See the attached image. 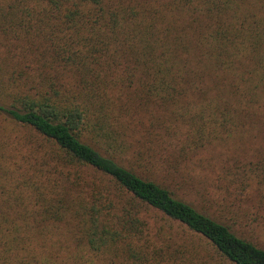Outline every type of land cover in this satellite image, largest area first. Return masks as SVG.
I'll use <instances>...</instances> for the list:
<instances>
[{"label":"trees","instance_id":"obj_1","mask_svg":"<svg viewBox=\"0 0 264 264\" xmlns=\"http://www.w3.org/2000/svg\"><path fill=\"white\" fill-rule=\"evenodd\" d=\"M253 132L218 175L241 220L264 206V0H0V264H264L159 179Z\"/></svg>","mask_w":264,"mask_h":264},{"label":"rangeland","instance_id":"obj_2","mask_svg":"<svg viewBox=\"0 0 264 264\" xmlns=\"http://www.w3.org/2000/svg\"><path fill=\"white\" fill-rule=\"evenodd\" d=\"M252 135L253 137L249 136L244 144L235 142L236 146H218L203 153L206 154V158L203 157L201 163L193 167L189 166L184 170V176H186L184 181L174 182L171 180L173 178L168 177V175H162L163 177L160 175L159 179L168 182L170 189L179 199L191 204L201 213L220 217L218 220L227 223L234 232H238L240 229L244 233L243 237L264 248V206L258 205L252 208L250 204H246L250 214L243 220H241V217L234 218L232 213L226 212L220 206L225 205L224 197L227 192L230 199H232V196H245V192L242 193L238 188L234 189L232 185H230L232 189L226 192L224 187L229 185L230 182L227 177L225 181V179L218 178V175H222L221 167L231 163V157L250 155L255 151H259L257 149L262 148V141L254 137V132ZM244 148L245 154L243 153ZM247 158L251 159L250 156H247ZM202 168L206 171H203ZM230 218L234 219L230 221Z\"/></svg>","mask_w":264,"mask_h":264}]
</instances>
